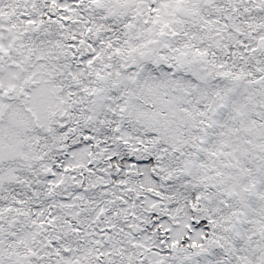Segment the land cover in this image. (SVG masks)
I'll return each mask as SVG.
<instances>
[{
    "label": "snow or ice",
    "instance_id": "snow-or-ice-1",
    "mask_svg": "<svg viewBox=\"0 0 264 264\" xmlns=\"http://www.w3.org/2000/svg\"><path fill=\"white\" fill-rule=\"evenodd\" d=\"M0 264H264V0H0Z\"/></svg>",
    "mask_w": 264,
    "mask_h": 264
}]
</instances>
